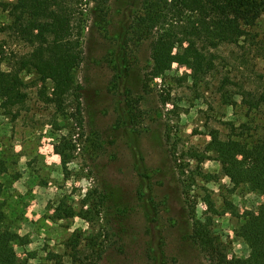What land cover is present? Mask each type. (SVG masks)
I'll return each instance as SVG.
<instances>
[{
  "label": "rangeland",
  "instance_id": "1",
  "mask_svg": "<svg viewBox=\"0 0 264 264\" xmlns=\"http://www.w3.org/2000/svg\"><path fill=\"white\" fill-rule=\"evenodd\" d=\"M140 1L109 0L106 22L94 16L87 21L76 69L83 87L81 125L70 101L61 115L40 101L36 87L15 120L0 114V153L12 154L18 174L3 199L16 230L28 240L15 250L30 264H77L78 255L90 262L100 249L107 264H200L188 233L192 219L207 217L230 255L249 253L236 228L262 196L245 184L233 186L216 160H199L208 131L216 128L224 137L225 121L244 120V111L222 102L217 80L210 87L195 85L186 67L173 64L161 76H149V39L131 28ZM89 6L79 8L87 13ZM6 21L0 9V25ZM247 30L258 45L246 65L238 59L242 48L222 51L229 61L223 72L231 70L233 80L264 77V12ZM2 38L9 39L0 32ZM27 49L9 39L5 50ZM234 98L238 103L239 96ZM100 192L107 195L103 206L97 203ZM86 199L89 221L77 215L52 218L59 202L79 212L88 206ZM75 230L81 239L76 255L66 244ZM85 237L93 247L85 248Z\"/></svg>",
  "mask_w": 264,
  "mask_h": 264
},
{
  "label": "trees",
  "instance_id": "2",
  "mask_svg": "<svg viewBox=\"0 0 264 264\" xmlns=\"http://www.w3.org/2000/svg\"><path fill=\"white\" fill-rule=\"evenodd\" d=\"M82 4H90L87 13L79 8ZM108 4L109 0H0V9L7 17L0 32L28 47L23 53L8 54L5 49L9 39L0 41L1 115L15 120L26 107L29 89L36 87L40 101L61 115L66 113L65 104L70 101L73 116L81 125L83 87L77 81L76 69L83 60V34L91 16L106 22ZM262 12L264 0H141L140 12L131 25L133 32L145 33L149 39L151 78L161 76L173 64L186 67L195 85L210 87L209 81L217 80L215 89L222 102L244 111V120L225 121L224 137L216 128L208 131L210 139L199 160H216L220 172L233 186L245 184L262 196L256 210L244 211L236 228L249 253L246 257L230 255L214 233L210 217L204 221L192 219L188 239L201 254L200 264H264V77L251 72L252 77L233 80L236 76H231V70L223 72L229 61L222 52L228 46L242 48L244 52L238 59L246 65L258 45L247 28ZM260 54L263 53L256 56ZM231 67L237 69L235 64ZM250 80L256 84H248ZM235 96H239L238 103ZM53 147L66 166L68 160L63 152L57 145ZM14 163L12 154L0 153V264H30L28 257L19 256L15 250L16 245H25L28 240L16 230L14 217L3 199L6 189L18 177L12 168ZM97 195V203L103 206L107 195ZM206 202L212 209L211 200ZM85 205L88 206L74 212L59 202L52 218L77 215L89 221L92 211L87 199ZM85 239V248L93 247L91 239ZM80 241L78 230L67 240L75 255L80 252ZM104 252L100 249L90 262L78 255L75 262L107 264V260H102Z\"/></svg>",
  "mask_w": 264,
  "mask_h": 264
}]
</instances>
